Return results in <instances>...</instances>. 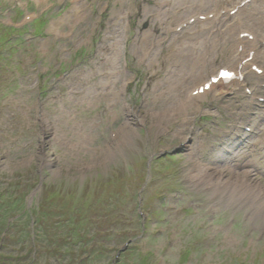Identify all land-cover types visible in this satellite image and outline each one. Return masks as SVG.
<instances>
[{
	"label": "rangeland",
	"instance_id": "obj_1",
	"mask_svg": "<svg viewBox=\"0 0 264 264\" xmlns=\"http://www.w3.org/2000/svg\"><path fill=\"white\" fill-rule=\"evenodd\" d=\"M161 1L0 0V264H264V102L188 97L236 36Z\"/></svg>",
	"mask_w": 264,
	"mask_h": 264
},
{
	"label": "bare ground",
	"instance_id": "obj_2",
	"mask_svg": "<svg viewBox=\"0 0 264 264\" xmlns=\"http://www.w3.org/2000/svg\"><path fill=\"white\" fill-rule=\"evenodd\" d=\"M182 6H177L175 0H162L161 1V4H162V7L158 10V16L161 17V21L162 23H165V24H168L169 22V19H174V18H179L180 16H184L189 14V16H191L193 13H197V14H202L203 12H196L198 10H201V11H210V10H214L216 7H231V9H237V14L234 15L232 18L234 21H237V17H240V18H245V21H246V24L244 23L243 26L241 23H237L235 24V28L232 29L231 31L229 32H226L225 35L223 36L222 40H225L226 42L228 41V39L232 36H234L235 32L237 31L238 32V35H241L244 34V33H250V35H253L254 36V39L249 41V40H246V39H242L240 37H238L236 40L233 41V44H232V48H231V57H230V61L231 63L234 64V62L236 61V53L239 55V56H243L244 59L248 58L249 57V52L250 51H254V56L252 58V60L246 62L245 64H243V69L244 70H248L250 69L251 67H253L254 65H256V63H260L261 64V68L264 70V48H260L258 49V46H257V42L260 38V34L264 33V0H253V3H260V5H262L263 7V12L259 13L260 15L259 16H254L252 14L249 13V5L250 3H246V7H242L241 3L242 2H245L246 0H178ZM187 4H191L192 6L195 7V10L193 8H189L188 6H186ZM212 4H218L217 6H214ZM184 5V6H183ZM239 5V6H238ZM260 7V6H259ZM258 8V5L256 6V9ZM151 8L150 7H145V11H150ZM255 12V11H254ZM255 14V13H254ZM262 14V15H261ZM218 15H221V12L218 13ZM187 16V17H189ZM229 17L230 14H228ZM261 16V17H260ZM211 24L213 25L214 24V21L211 22ZM177 26V25H176ZM175 26V27H176ZM146 32H149V31H145L143 33V39H142V42H146V40L148 39V37L151 35L152 32H150L149 34H147ZM205 32V31H204ZM212 34H214L213 31H211ZM210 33V34H211ZM191 36V35H190ZM218 36L220 37L219 35V32H218ZM203 37V36H202ZM194 40V39H193ZM210 42V41H209ZM211 44H213L211 46V50L212 51H209V53L206 55V57L203 59V62H206V61H210L212 59V57L214 56V54H217V50L218 48H224V44H220L218 41H212L210 42ZM184 45V44H183ZM186 45V44H185ZM238 45H239V48L242 47V50L240 51L239 48H238ZM188 48V47H186ZM238 48V50L236 51V49ZM178 49V48H177ZM118 50V49H117ZM145 50H148V48L144 49ZM196 51H198V48H195ZM178 51V50H177ZM182 51V50H181ZM176 56V55H175ZM118 58V53L116 55V59ZM260 58H262V60H260ZM195 61V60H194ZM198 61V59H197ZM201 61V60H200ZM199 62V61H198ZM195 64V63H194ZM194 64H193V67H194ZM232 65V64H231ZM235 65V64H234ZM233 65V66H234ZM184 66V65H183ZM207 66V65H205ZM204 65H199L197 64L194 68L196 70L200 69V68H203L205 67ZM191 69V74L194 75V72L196 71H193V68ZM223 67V66H222ZM185 68V67H184ZM115 70V69H114ZM113 70V71H114ZM174 72V71H173ZM207 71H203V73H201L200 75V80L202 79V77L205 75ZM176 73V72H175ZM219 73V71H218ZM177 74V73H176ZM179 74V73H178ZM113 75V74H112ZM249 75L250 72H249ZM178 76V75H176ZM252 76H255V75H252ZM114 77V76H113ZM181 77V76H180ZM249 77V76H248ZM258 78V77H257ZM182 79V78H181ZM206 78H204V80L202 82H200L199 86L197 88H199L201 85L203 86L204 85V81H205ZM260 79V78H258ZM180 81L179 79V76L176 80H174L172 82V84H174L176 81ZM261 81H264V80H261ZM223 87L221 88H225L226 85H223L222 83H220ZM213 85L211 87V91H215L218 86L220 85ZM258 84H256V82L254 81L252 83V86H256ZM237 86L239 87H243L242 85L240 84H237ZM175 88V87H174ZM255 89V92L253 93V97H258V96H264V93L262 91H258V87H252ZM114 93V92H113ZM123 93V91H122ZM189 93V92H188ZM209 92L205 91L203 94H199V96L197 98H204L207 96ZM117 94V93H116ZM115 94V95H116ZM118 99H120L119 96H117ZM197 98L194 99V101L198 100ZM251 102H253L252 100H250ZM192 102V101H191ZM187 104V102L185 103ZM195 104V103H194ZM192 105V104H191ZM188 106V105H187ZM193 106V105H192ZM182 108V107H181ZM197 109H198V106H197ZM181 111V110H180ZM251 116L248 117V119L250 118ZM260 122V120H259ZM258 122V123H259ZM242 133V132H240ZM243 136L245 137L246 135L243 134ZM263 141L262 143H264V137L262 138ZM256 140V139H255ZM239 154H243V155H247V154H250L252 152V150H250L249 146L246 145L245 142H242V146L239 147V150H238ZM213 158V157H212ZM214 159V158H213ZM213 161L212 163L215 165L218 161H214V160H211ZM228 162V161H227ZM224 163V162H222ZM232 164V163H231ZM221 166V165H220ZM240 165L239 164H232V167H239ZM230 167V166H229ZM228 167V168H229ZM218 168V167H217ZM239 169V168H238ZM204 170V169H203ZM201 173V172H200ZM214 174V173H213ZM201 175V174H200ZM208 176V175H207ZM207 176L203 175L201 176V179H204V180H207ZM212 176V175H210ZM209 176V177H210ZM208 177V178H209ZM212 178V177H211ZM210 178V180H212ZM214 178V177H213ZM219 179V178H218ZM209 181V180H208ZM206 182V181H205ZM228 183V182H227ZM231 183V182H230ZM229 183V185H231ZM237 184V183H236ZM233 185V184H232ZM213 186V185H212ZM218 187V186H217ZM220 187V186H219ZM227 187V185H226ZM238 187V186H237ZM231 188V187H230ZM229 188V189H230ZM241 188V187H240ZM239 188V189H240ZM243 188V186H242ZM246 188V186H245ZM244 188V190H245ZM237 189V188H236ZM248 190V189H246ZM234 191V190H233ZM238 191V189L236 190ZM241 191V189H240ZM232 192V191H231ZM238 193V192H237ZM244 193V192H243ZM248 194V193H247ZM251 195V194H250ZM254 195V194H253ZM256 197V196H255ZM263 203V202H262Z\"/></svg>",
	"mask_w": 264,
	"mask_h": 264
},
{
	"label": "snow or ice",
	"instance_id": "obj_3",
	"mask_svg": "<svg viewBox=\"0 0 264 264\" xmlns=\"http://www.w3.org/2000/svg\"><path fill=\"white\" fill-rule=\"evenodd\" d=\"M222 75L225 76V77H227V76H229L230 74H229L228 72H222ZM205 87H207V85H206ZM201 90H203V89H201Z\"/></svg>",
	"mask_w": 264,
	"mask_h": 264
},
{
	"label": "trees",
	"instance_id": "obj_4",
	"mask_svg": "<svg viewBox=\"0 0 264 264\" xmlns=\"http://www.w3.org/2000/svg\"><path fill=\"white\" fill-rule=\"evenodd\" d=\"M116 217H118V219L122 220V218H121L122 216H121V215H117ZM119 217H120V218H119Z\"/></svg>",
	"mask_w": 264,
	"mask_h": 264
}]
</instances>
